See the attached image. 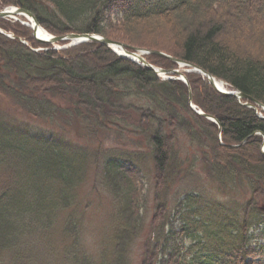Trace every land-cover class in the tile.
I'll list each match as a JSON object with an SVG mask.
<instances>
[{
	"label": "trees",
	"instance_id": "obj_1",
	"mask_svg": "<svg viewBox=\"0 0 264 264\" xmlns=\"http://www.w3.org/2000/svg\"><path fill=\"white\" fill-rule=\"evenodd\" d=\"M10 5L30 11L54 35L96 33L166 52L264 104V40L246 50L240 41L230 44L222 37L228 20L235 26L252 13L257 18L251 19L253 26H264V0H0V8ZM141 25L149 33L157 28L160 40L164 31L172 39L162 40L163 48L137 42L148 41L138 32ZM9 30L15 39L0 33V85L10 88L6 76L18 77L9 93L29 114L66 116L93 139L116 134L119 139L132 136L138 144L147 141L157 174L156 207L139 264H264V211L259 205L264 201V118L254 108L217 91L201 74L185 73L194 103L217 124L191 108L185 82L161 79L103 44L37 52L19 40L26 33L16 26ZM248 32L250 36V28ZM147 58L169 71L178 67L161 55ZM179 132L195 147L186 159L180 156ZM101 149L93 155L99 167ZM188 156L199 159L221 189L246 188L248 200L219 201L194 189L170 207L165 196L183 173L178 169L189 162L184 174L195 175ZM91 159L89 150L69 145L55 133L17 132L0 120V264H132L131 251L145 225L144 196L137 190L143 168L121 150L104 156L101 180L113 196L115 221L112 246L95 257L81 246L77 195ZM63 213L61 233L69 244L62 253H52L50 239Z\"/></svg>",
	"mask_w": 264,
	"mask_h": 264
},
{
	"label": "rangeland",
	"instance_id": "obj_2",
	"mask_svg": "<svg viewBox=\"0 0 264 264\" xmlns=\"http://www.w3.org/2000/svg\"><path fill=\"white\" fill-rule=\"evenodd\" d=\"M14 6V5H10ZM6 6V7H10ZM5 8V7H4ZM6 9V8H5ZM114 11L117 9L114 8ZM251 16V17H249ZM247 18L248 20L243 22L236 23L233 26V23L228 20L223 31V39L228 40L230 44H236L239 41L244 45L246 50L258 47V42L264 40V26H253L251 19L257 20L255 14H250ZM222 20H225L222 18ZM26 18L23 16L17 15L16 18H11L9 16L0 18V29L1 32H4L7 37L12 35L13 39H15V35L9 29H13L14 26L20 31V33H26L27 38L24 36L19 39L22 44H25L30 49L41 52L48 49L60 50L62 45L59 43L52 44L50 47L44 46V44H50L45 42H40L36 39L34 35V31L26 26ZM145 26V25H144ZM141 25L138 28V32H142L146 34L148 37V41H137L142 42L143 44H148L151 46H158L163 48L166 45L165 39H172L169 34L165 31L162 33L163 39L157 38L159 34V30L157 28H153L150 30V33ZM147 26V25H146ZM152 28V26L146 28ZM165 27V25L161 26ZM160 27V28H161ZM9 28V29H8ZM166 28V27H165ZM250 28V36L248 35V30ZM148 30V29H147ZM166 30V29H165ZM2 34V33H1ZM133 35V34H132ZM152 38H151V37ZM134 38L138 39L134 35ZM240 38V39H238ZM140 39V38H139ZM150 39V40H149ZM159 39V40H155ZM127 40V39H125ZM118 41V40H116ZM122 42V41H120ZM159 42H164L160 43ZM124 43V42H123ZM138 43V44H142ZM150 43V44H149ZM158 45H156V44ZM134 46V45H133ZM64 47V45H63ZM137 47V46H135ZM170 47V44L167 46ZM70 48V47H68ZM143 48V47H140ZM170 50V49H169ZM164 57V56H163ZM167 58V57H165ZM169 59V58H167ZM170 60V59H169ZM1 65V64H0ZM0 70H2L0 66ZM6 74V73H4ZM5 86H9L10 88H3L0 85V120L6 122L14 131L22 132V130L32 134H50L55 133L60 138H63L65 142L69 145H74V147L81 146L86 150H89L92 153V159L89 162L88 170H87V178L85 182L82 184L80 188H78L77 195L78 201L81 210V217L83 221L82 232H81V246L86 250L87 253L92 254L95 257L100 255L102 250H105V247L112 246L113 241L111 240L113 230H114V221H115V210H114V199L113 196L108 192L105 185L102 183V174H101V164L104 162V156L109 153L116 152L118 150L124 151L127 154H131L133 158V162H137L143 168L141 173V180L138 178V187L137 190L141 193L144 199L143 205L145 206L143 210L144 217V228L142 233L138 236L137 240H135L132 251L131 258L132 264H139L142 260V252H143V242L149 234V226L152 220V217L155 213V189L157 186L156 180V172H155V164L153 156L150 153V147L147 141L143 140L142 144L135 143L137 141H132L133 137L126 135V138H118L116 134H109V136L100 135L99 139L89 138L86 135L82 134L81 129L76 127L75 122L71 120V124H69L70 119L64 116L63 118H52L46 119L44 117H34L28 113V111L16 101V99L9 93V89L17 86L13 84V82H19L18 77L14 75L6 76L5 78ZM16 83V82H15ZM56 105L61 107H66V103L61 102L60 100L54 99ZM68 123V124H67ZM178 144L181 147V158L186 159V155L188 151H192L195 147L190 143L189 139L185 134L179 132ZM141 140V137H137ZM99 142H102L100 144ZM101 149V164L100 167L96 165L93 160L94 153L99 149ZM238 146V144H237ZM190 158V162L193 161L195 163L192 171L195 173L192 177L186 176L184 174V170L189 169V162L183 164L178 170H183L182 175L177 180L176 184L170 185V189L167 190V195L165 196V200L169 202L170 207H172L173 203L180 197L183 192L186 190H198L201 189L204 191L208 197L213 199L216 198L219 201L225 200L228 197L235 198L239 201H246L250 197V193L246 188H239L237 190L226 191L220 188L218 183L213 180L202 168V164L199 159L195 160L192 156H188ZM187 157V158H188ZM3 170L0 167V183L4 178ZM228 194V195H227ZM230 194V195H229ZM264 201H260V207ZM175 204V203H174ZM172 209V208H171ZM262 210V209H261ZM264 211V210H263ZM68 212H66L67 214ZM65 213L62 215H58V219L56 222V227L53 231V238L51 237L50 242H53L54 249L51 251L52 253H62L64 246L67 244V239L61 233V221ZM69 244V242H68ZM2 264H12L11 262H6Z\"/></svg>",
	"mask_w": 264,
	"mask_h": 264
},
{
	"label": "water",
	"instance_id": "obj_3",
	"mask_svg": "<svg viewBox=\"0 0 264 264\" xmlns=\"http://www.w3.org/2000/svg\"><path fill=\"white\" fill-rule=\"evenodd\" d=\"M11 13H13V12H9L8 10H0V17H5V16H7V15H9ZM14 14L26 15L33 21L34 35H35L36 39L38 41H40V42L57 43V42L69 40V41H71L69 46H73V45H76V44H79V43H82V42H97V43H100V44H103V45L109 47L110 49H112L114 52H116L118 55H120L122 57L133 59V58H131L128 55L132 54L134 56H137L139 58V60L143 62V65L145 67L153 70L158 75H164L165 76V75L171 73V74H177L179 76H182V79L178 78V77H177V79L183 80L188 85V87H189V98H190L191 106L193 105L192 90H191L190 84H189L186 76L184 75V72H197V73L205 76L208 79L209 83L211 85H213L215 87V89H217L219 92H221L223 94H226V95L235 96L239 100L240 99L247 100L245 105L248 106V107H253L252 103L250 101L255 102L258 106L262 107V109L264 110V104L263 103H261L259 101H256L254 98L242 93L241 91H239V90H226V89H221L220 87H218L217 83H216V78L211 73H209L208 71H206L205 69L199 67L198 65H196L194 63L186 62V61H183L181 59L172 57V56H170V55H168V54H166L165 52H162V51H158V50L151 51L152 53H155V54L170 58L173 61H175L176 63H178L179 65L190 67L189 69H186V70H184V69H176V70H172V71L165 70L163 68L156 67L155 65L151 64L150 62H148L145 58H143L141 56H138L135 51L141 50L139 47H133V46L127 45V44H125L123 42L116 41V40H113V39H110V38H107V37H103V36L98 35V34L69 33L66 36H51V37H49V39H44L41 36H39V34H38V30H39V28H41V25L38 22V20L36 19V17L30 11H28L26 9L18 8L14 12ZM116 47L121 48V51H118L116 49ZM131 50H133V51H131ZM166 79H175V77L167 76ZM197 113H199L200 115L204 116L205 118H207V119H209L211 121H214V122L218 123V121L215 119V117H213V116H211V115H209L207 113H204L202 110L201 111H197ZM262 117H264V116H262ZM219 130H220L219 137L221 138V129L219 128ZM263 153H264V150H263ZM260 208L262 210H264V205H262Z\"/></svg>",
	"mask_w": 264,
	"mask_h": 264
},
{
	"label": "bare ground",
	"instance_id": "obj_4",
	"mask_svg": "<svg viewBox=\"0 0 264 264\" xmlns=\"http://www.w3.org/2000/svg\"><path fill=\"white\" fill-rule=\"evenodd\" d=\"M9 12H12V11H9ZM27 20V22H28V24L30 25V26H33V22L30 20V19H26ZM38 34H39V36H41L42 38H44V39H49V36H50V34L46 31V30H44V29H42V28H39V30H38ZM116 49L118 50V51H121V48H119V47H116ZM158 51H160V50H158ZM163 52V51H162ZM166 53V52H165ZM168 54V53H167ZM158 55V54H157ZM168 55H170V54H168ZM187 62V61H186ZM216 83H217V86L218 87H220L221 89H226V90H228V89H231L229 86H228V84L225 82V81H222L221 79H217L216 80ZM251 103H252V106L253 107H249V108H254L255 110H256V113L259 115V117L260 118H262V114L260 115L259 114V112H258V109H257V106L254 104V102H252V101H250ZM263 115H264V113H263ZM222 134V133H221Z\"/></svg>",
	"mask_w": 264,
	"mask_h": 264
}]
</instances>
